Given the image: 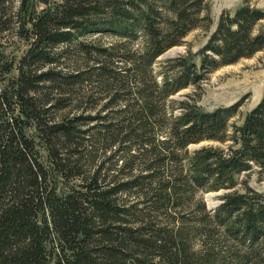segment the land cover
Segmentation results:
<instances>
[{
    "label": "trees",
    "instance_id": "16d2710c",
    "mask_svg": "<svg viewBox=\"0 0 264 264\" xmlns=\"http://www.w3.org/2000/svg\"><path fill=\"white\" fill-rule=\"evenodd\" d=\"M43 5L0 0V32L15 27L28 46L5 85L14 65L0 50V264H264V199L233 191L242 173L264 177V93L232 127L242 102L206 112L172 98L264 52V31L255 33L264 12L247 0L232 16L222 12L202 48L163 62L179 74L160 82L156 59L209 29V0ZM95 34L120 43L79 41ZM71 44L86 66L64 74L56 63ZM76 86L77 116H58L70 105L60 96ZM93 86L109 97L94 115L95 102L79 95ZM203 141L221 146L200 149L182 168L187 147ZM110 151L123 159L110 179L105 160L86 173V163ZM220 189L231 194L210 214L195 195Z\"/></svg>",
    "mask_w": 264,
    "mask_h": 264
},
{
    "label": "rangeland",
    "instance_id": "374dc122",
    "mask_svg": "<svg viewBox=\"0 0 264 264\" xmlns=\"http://www.w3.org/2000/svg\"><path fill=\"white\" fill-rule=\"evenodd\" d=\"M44 1L45 0H31V4L36 7L37 11H39L44 7ZM55 1L57 0H47V2L50 3ZM243 1L244 0H209V15L212 21L211 26L209 29L198 28L190 32L184 39V44L167 50L164 54L156 59V63L153 65V70L158 80L161 82L164 76L171 79L177 77L179 74L177 72L178 70L168 73L164 68L163 62L172 60L179 56H186L189 49L193 54L196 53L206 44L208 37L214 32L220 14L222 12H226L232 16L235 11L242 6ZM247 1L250 6L258 8L264 12V0ZM14 5L16 4H13V6ZM14 28H10L5 32H0V50L3 53L4 59L8 62H12L14 65L13 71L6 78V81L3 83V85L7 84L8 80L10 81L12 78L16 77L18 59L28 48L27 42L22 40L19 35L16 34V28ZM259 30L264 31V20L257 25L255 33ZM79 41L87 44H100L106 47L111 44L120 43L118 39L110 35L101 34L88 35L82 37ZM73 46L74 44H71L70 47L67 48L68 51L58 59L55 70L64 74H69L77 70V67L84 68L86 66V62L81 56L77 55V51H75ZM65 47L66 45H60L57 47L56 51L60 53V51H63ZM137 47L138 45H135V49ZM195 62L197 66L200 65L199 58H195ZM91 88V90L90 87L82 89V94L79 95L84 102H95V104H93L94 110L91 111V114L94 115L99 113L98 111H100L103 105L108 102L109 97L106 95V93H100L95 86ZM68 93L69 94L62 95L60 97L66 98L68 104L70 105L68 108L64 109V111L59 112L58 116L64 115L71 118L73 115L77 116V86L74 88H69ZM263 93L264 52H258L251 58L241 59L234 64L222 66L217 70L212 71L211 73L204 76L201 82L195 85L191 84L188 87L181 89L172 98L177 102H194L196 106L206 112H211L218 107H229L237 102H242L239 113L229 122L230 126L232 127L242 125L246 114L255 108L256 105L261 101ZM176 113H179L178 109L175 110V114ZM103 115H107V112H101L99 114V116ZM210 146L217 147L221 145L216 142L203 141L198 144L188 146L186 153L187 155L184 152V155L187 157L183 160V164H181L182 168L186 169L188 167L189 158L192 157L195 152ZM41 155L42 159L47 161V155L45 151H42ZM112 156L113 152L111 151L107 152L106 154L100 153V156L98 155V158L93 163L94 165H90L88 167V163H86V173H92L98 165L97 162L105 160L102 174L105 178L108 176L110 179V177L113 176L111 175L113 173L111 165L117 161V167H119L122 165L123 161L122 158H119V156L122 155H119L115 158H111ZM71 158V160H75L72 161L73 164L77 165V152H75L74 156ZM79 179L80 178L77 177L75 179H70L68 183L69 185L67 186L72 184L78 185ZM60 182L63 184L60 186L61 189L58 188V193H62L64 192L63 190H66V188H64L65 181L60 180ZM247 188L252 190L254 193L260 194L264 199V177H259L258 175L252 173H242L237 176V182L233 191L243 193L246 192ZM227 194H231V190L220 189L206 192L199 191L195 195V198L196 200L202 199L205 203L206 210L212 214L214 210L222 204L223 197Z\"/></svg>",
    "mask_w": 264,
    "mask_h": 264
}]
</instances>
